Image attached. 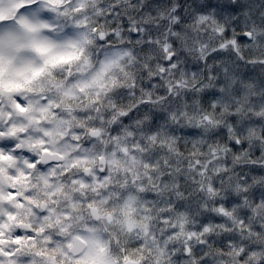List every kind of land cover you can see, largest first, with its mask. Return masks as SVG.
<instances>
[{
  "label": "clouds",
  "instance_id": "9594fccd",
  "mask_svg": "<svg viewBox=\"0 0 264 264\" xmlns=\"http://www.w3.org/2000/svg\"><path fill=\"white\" fill-rule=\"evenodd\" d=\"M0 264H264V0H0Z\"/></svg>",
  "mask_w": 264,
  "mask_h": 264
}]
</instances>
